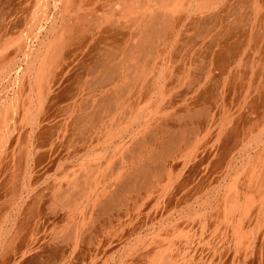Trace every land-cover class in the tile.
Instances as JSON below:
<instances>
[{
	"label": "bare ground",
	"instance_id": "1",
	"mask_svg": "<svg viewBox=\"0 0 264 264\" xmlns=\"http://www.w3.org/2000/svg\"><path fill=\"white\" fill-rule=\"evenodd\" d=\"M76 2L0 0V110L4 111L3 115L0 113V126L3 127L0 131V168L3 173H27L34 169L43 156L44 138H57L55 130L44 135L45 112L58 104L63 95L72 97L86 90L102 94L109 91L100 101L104 106L101 112H93L88 118L78 116L74 121L80 125L87 118L90 125L97 128V124L109 117L119 105L122 94L128 93L134 104L130 108L131 114H134L138 94L143 90L153 94L158 88V94L164 95L173 61L168 55L171 43L174 48L171 55L174 52L181 54L184 65L179 73V79L187 86L183 96H188L204 79H209L212 88L219 79L228 76L238 79L236 74L240 64L243 65L239 67L241 74L246 79L254 73V70L250 71V65L255 67L249 62H252L251 54L258 53L259 58L255 56L257 65L264 63L263 21L254 18L247 26L244 18L236 19L225 27L218 23V14L222 10L211 4L204 7L203 0H147L144 9L138 11L133 19L136 27L130 29L132 34L128 32L129 35L124 36L133 35L136 39L126 50V41L122 44L124 52L121 58L112 52L118 44L114 41L115 33L102 25L104 37L92 49L91 63L94 67L85 65L79 69L80 73L91 75V79H84L82 74L72 78L70 72L74 68V59L65 62L62 76L54 78V62L59 58L62 47L72 45L74 38L82 37L78 31L73 33L75 23L70 13L74 11ZM245 3L247 0H229L226 6L232 5L240 13L244 12ZM61 4L67 12L63 16ZM153 5L157 9L153 10ZM191 13V25L195 32L183 28V21ZM123 14L125 23V12ZM105 18L104 15L96 21L103 23ZM211 27L217 33L207 41V31ZM121 29L126 34V29ZM80 30L84 33L86 28L81 27ZM185 31L187 35H184ZM101 42L106 52L98 48ZM254 45L256 50L251 51ZM195 51L191 64L187 56ZM146 55L150 58L147 63L153 65L154 72L148 86L143 84L141 71L145 69L140 60ZM262 67L264 70V64ZM128 70L130 73L126 76ZM119 79L124 80L122 84H117ZM209 97V94L202 93L182 108L166 110L162 106L160 110L148 111L144 116L145 125L124 126L129 133L117 142L110 140L112 130L108 129L109 125L106 126L108 130L104 129L97 135L94 133L86 140L90 146H115L113 152L118 159L106 175L103 190L99 193L94 190L95 184L99 185L98 178L87 182L85 177H77L70 182L74 188L64 190L57 184L48 195L50 206L56 202L65 206L70 199H83L88 193V200L91 196L93 201L87 213L91 216L90 221L77 223V232L69 238L72 245L80 246L79 255L94 246L96 252H104L101 264H138L141 260L144 261L141 264H250V227L252 219L263 214L264 193L253 198L245 186L246 179L241 184L233 181L231 171L237 152L232 151L230 144L238 140V136L234 137L237 129L235 132L233 129L236 127H231L230 138L227 135L229 140L225 144L229 147L224 148V152L216 153V147H212L209 154L190 153L193 144H199L209 122H213L214 114L211 113L215 111L211 105L216 99ZM96 103L97 98L93 101L94 105ZM124 118H127L125 113L119 120ZM131 119L140 120V115ZM245 120H248L247 116ZM8 121L12 124L9 125ZM5 125L8 127L5 128ZM62 126L66 140L70 133L67 137L69 130ZM5 129H8V135L7 132L3 134ZM261 131L262 134L264 130ZM11 135L27 141L21 150V162L13 164L12 168L4 163L14 158L12 146L7 145ZM240 136V147L244 145L245 150L250 144L246 141L247 134L243 132ZM25 183L23 188L29 185ZM20 198L23 200L24 197ZM34 205V202L29 203V211ZM137 208L140 211L134 212ZM142 211L144 218L135 221ZM133 223H136L134 228H127ZM68 245L66 239L55 243L50 240L41 246V254L27 255L16 262L49 264V260L55 262L54 259H61L65 255L63 249ZM139 254H142L141 257H138ZM40 255L44 256L45 262H37L36 258Z\"/></svg>",
	"mask_w": 264,
	"mask_h": 264
},
{
	"label": "rangeland",
	"instance_id": "2",
	"mask_svg": "<svg viewBox=\"0 0 264 264\" xmlns=\"http://www.w3.org/2000/svg\"><path fill=\"white\" fill-rule=\"evenodd\" d=\"M206 2L204 5H212V0H207ZM146 3L147 0H85L84 2L77 0L74 3V11L70 14L74 18L72 21L77 25L75 26L74 24L73 33L77 34L78 31V33L82 34V37L74 38L72 45L68 44L62 47L60 53H58L59 56L57 55L59 58H56L57 61L54 62L55 70L53 69L52 76L55 75L54 78L62 76L65 62L74 59V64L72 65L74 68L70 72L72 78L73 76L76 78L82 74L81 76L84 79H91V75H87L84 72L80 73L79 69L85 65L94 67L91 63L92 49L99 45L97 43L104 37V34L101 33L102 25L104 27L107 26L110 32L115 33L116 38L114 41L118 44L112 52H115L121 58L124 52L122 44L126 41V50L136 39L133 35L127 38H124V36L129 35L128 32L132 34L130 29L133 30L136 27L133 19L137 16L138 11L144 9ZM153 7V10L157 9L155 5ZM252 7L255 8L256 3ZM124 12L125 23L122 20ZM63 14L66 15L67 12L61 4V15L63 16ZM208 14L209 12L206 15ZM104 15L106 17L105 21L98 23L96 20L102 18ZM84 18L86 19L85 21ZM192 18L193 13L183 21V28L185 29L186 27V31L195 32L194 27L191 25ZM113 22H115V25H112ZM81 27L82 29L86 28L84 33L80 32ZM121 27L126 29V34ZM186 31L184 35H187ZM216 33V29L211 27L207 31V41L214 38ZM170 46L168 55L172 57L173 61L170 63L171 73L167 77V87L164 95L158 94V88L155 89L153 94H148L147 91L143 90L138 94L139 96L137 95V103L134 107L135 111L134 114H131L129 113L130 108H133L134 104L130 101L131 98L128 93L122 94L118 100L119 105L115 107V110L111 112L109 117H105L102 123L97 124L98 128L93 126V124L90 125V121L86 119L93 115V112L98 114L102 108L104 109L100 101L103 95L110 93L109 91L102 94L86 90L72 97L63 95L60 97L61 99L58 104L51 107L49 112L47 110L45 112L47 115H44L46 117L43 125L44 135L47 132L55 130L57 138H44L43 152L41 150L43 156L36 163L34 169L27 173L18 171L15 173L12 171L3 173L0 168V264H18L16 262L18 259L21 260L27 255L34 256L36 253L41 254L43 245L47 244L50 240L55 243L60 239H66L69 242V245L62 252L65 255L61 259L59 257L57 258L58 260L54 259L56 263L53 260H49V264H101L105 258L103 251L96 252V247L91 246L79 255L80 246H75L76 244L72 245L69 239L77 232L75 228L77 227V223L87 222L91 219V216L87 215L88 208L93 201L91 196H89L88 200L89 193L83 199H70V201L64 204L65 206H60V203L57 202L53 206H50L48 195L57 184L58 188L64 190L74 188L73 184L70 185V182L77 177H85L87 182H90V179L98 178L99 185L95 184L94 190L96 193L101 192L104 188L106 175L111 169L112 164L116 163L118 156H115L113 152L114 144H110L107 147L105 144L90 146L86 141L90 136H93L94 133L95 135L99 134L100 131L107 129L106 126L109 125L108 129L112 130L110 140L117 142L121 136L124 137L129 133V129L127 128L126 130L125 128L126 125L127 127L134 126L135 124L145 125L146 120L144 116L148 114V111L160 110L162 106L166 110L182 108L186 102L191 101L192 98L197 99L199 94L202 93L209 94L211 96L209 98L216 99L214 105H211L215 111L211 113L214 114V118L213 122L210 121L211 123L209 122L208 128L204 130L205 133L203 132L204 134L199 140V144H193V148H190V153L204 155L206 152L212 151V147H216V153L224 152V148L226 149L227 147L225 142L229 140L230 129L232 126V128L236 127L233 129L234 132L236 129V134L241 135L245 132L247 134L246 141L250 144L244 143L247 147L243 150L245 146L241 144L240 147L239 142L241 141L239 140L241 136L234 135V137L238 136V140H234L236 143L230 144L232 151L236 150L237 152L236 161L233 163L234 166L231 171L233 181L241 184L246 179V185H244L248 188L253 198L264 193V70L262 69L264 63L256 64L255 60L259 58L258 53L251 52L257 53L258 57L251 54L252 59L250 57V60L252 62H249L250 64L254 63L255 67L250 65V71L254 70V73H251L247 77L248 79H244V74H241L242 70L239 67L243 65L240 64L241 66L238 67V73L236 74L238 79H233L232 76L222 78L221 80L218 78L219 80L213 88L212 84L210 85L209 79H204L196 89L188 93V96H183L187 92V86H185L186 83L183 80L179 79L180 70L184 66L182 64V57L181 54H176V52L171 55L174 48L172 47V43ZM254 47L255 45L251 51L256 50V47ZM98 48L103 52L107 50L103 43ZM89 52L90 55L88 54ZM195 53L196 51L187 56V59L190 57L191 64L192 59L195 58ZM140 60L142 62L141 66L145 69V71H141L143 74V84L148 86L154 75V72H152L153 65L147 63L150 61L148 55L142 56ZM127 73H130L129 70L125 72V75ZM123 81V79H119L117 80V84H122ZM95 98H97V103L94 105L93 101ZM218 109H221V111H217ZM2 112L4 113L3 110H0V113L3 115ZM124 113L127 115V118L122 119L124 121L119 120ZM149 113L154 114V112ZM138 114L140 115V120L131 119ZM78 116L87 118L80 125H76L74 121ZM245 116H247L248 120H245ZM8 124H12L11 121H8ZM62 125H65V128L69 130L67 137L70 133V137L66 140H64L65 134L62 133ZM229 125L231 126L229 127ZM6 127L8 125H5ZM2 128L0 126V131ZM6 130L8 129H5L3 134L7 132ZM261 130L263 131L262 134L260 133ZM118 132L121 133L118 135ZM6 135H8V132ZM75 135L78 136L74 137ZM17 139L15 135H11L7 140V145L12 146L11 150L13 152L11 154H13L12 158H14L4 163H8L7 166H11V168L13 164L21 162L20 154L23 153L21 150L27 142L24 138ZM10 142H12V145ZM195 148H198V150ZM239 149L243 151H238ZM25 182L29 183L27 188H23L25 187ZM261 185L263 188L259 187ZM80 191L82 192V190ZM21 196L24 197L23 200L20 198ZM30 202H34L35 205L29 211L28 205ZM262 209L264 210V206H262ZM135 211L140 210L137 208ZM262 213V215L258 216L259 218L255 219L254 215L256 213L254 212V220L252 219L251 222L250 264H264V218H262L264 211ZM144 215L142 211V214L140 213L137 219L134 220L139 221L141 218H144ZM133 224L132 226L130 224L127 228L131 230L136 226V223ZM141 255L139 254L138 257H141ZM36 260L37 262L46 261L42 255L38 256ZM60 260L61 262H59ZM142 262L144 261H138V264Z\"/></svg>",
	"mask_w": 264,
	"mask_h": 264
},
{
	"label": "crops",
	"instance_id": "3",
	"mask_svg": "<svg viewBox=\"0 0 264 264\" xmlns=\"http://www.w3.org/2000/svg\"><path fill=\"white\" fill-rule=\"evenodd\" d=\"M203 1L204 3H207V0ZM228 1L229 0H212V5L215 6L217 10H222L221 13L218 14V23L222 26L226 27L227 25H230L232 22H234L236 19L243 18L247 26H249L250 21L254 18H256L258 21L264 22V0H247V3L244 4V12L241 11L240 13L236 12V10L233 9L234 6H226V3ZM255 3L256 7L253 8L252 5H254ZM205 6L207 5L205 4L204 7ZM225 46H227V44Z\"/></svg>",
	"mask_w": 264,
	"mask_h": 264
}]
</instances>
